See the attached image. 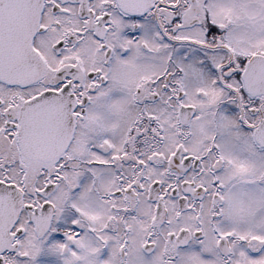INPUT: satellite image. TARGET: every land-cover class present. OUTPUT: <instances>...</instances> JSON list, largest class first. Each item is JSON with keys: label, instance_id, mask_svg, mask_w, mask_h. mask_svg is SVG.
Here are the masks:
<instances>
[{"label": "snow or ice", "instance_id": "1", "mask_svg": "<svg viewBox=\"0 0 264 264\" xmlns=\"http://www.w3.org/2000/svg\"><path fill=\"white\" fill-rule=\"evenodd\" d=\"M0 264H264V0H0Z\"/></svg>", "mask_w": 264, "mask_h": 264}]
</instances>
